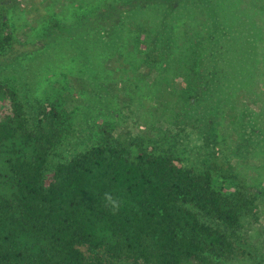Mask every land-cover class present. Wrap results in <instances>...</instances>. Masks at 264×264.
I'll return each mask as SVG.
<instances>
[{"label": "trees", "instance_id": "1", "mask_svg": "<svg viewBox=\"0 0 264 264\" xmlns=\"http://www.w3.org/2000/svg\"><path fill=\"white\" fill-rule=\"evenodd\" d=\"M246 1L124 0L88 9L91 17L84 20L94 29L137 28L155 55L170 42L161 32L193 26L181 22L183 13L208 25L198 60L207 79L192 97L197 100L210 83L244 85L255 75L263 52L256 46L258 15ZM186 5L169 25L166 17ZM234 14L246 19L243 27L230 28ZM41 47L15 39L0 13V65ZM231 61L228 71L222 65ZM69 124L66 108L43 101L30 114L17 92L0 82V264H213L233 256L253 195L225 194L208 170L185 167L173 152L158 153L149 138L95 145L58 163L47 177L49 157ZM106 192L122 201L119 211L106 205Z\"/></svg>", "mask_w": 264, "mask_h": 264}, {"label": "rangeland", "instance_id": "2", "mask_svg": "<svg viewBox=\"0 0 264 264\" xmlns=\"http://www.w3.org/2000/svg\"><path fill=\"white\" fill-rule=\"evenodd\" d=\"M123 1L0 0V13L15 39L42 46L0 65V82L17 92L30 114L38 102L52 101L70 116L45 176L58 163L103 142L149 138L158 153L173 152L185 167L208 170L213 186L225 194L237 189L239 197L253 195L251 212L240 220L233 256L213 264H264V0L246 1L258 15L256 46L263 52L255 75L244 85L210 83L197 100L192 97L207 79L199 75L204 63L198 60L199 40L208 25L186 18L187 5L165 15L170 25L183 13L181 22L193 26L173 34L161 32L170 42L155 55L146 33L137 28L102 30L86 24L88 9ZM245 23L234 14L229 26ZM60 26L73 31H58ZM213 64L221 66L220 61ZM232 65L231 61L222 66L229 71Z\"/></svg>", "mask_w": 264, "mask_h": 264}, {"label": "clouds", "instance_id": "3", "mask_svg": "<svg viewBox=\"0 0 264 264\" xmlns=\"http://www.w3.org/2000/svg\"><path fill=\"white\" fill-rule=\"evenodd\" d=\"M104 200L106 202V205L113 211H119L120 210V205L122 201L115 199L110 192L104 193Z\"/></svg>", "mask_w": 264, "mask_h": 264}]
</instances>
